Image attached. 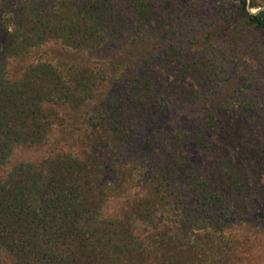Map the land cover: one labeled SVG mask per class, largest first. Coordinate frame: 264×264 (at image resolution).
Listing matches in <instances>:
<instances>
[{
  "label": "rangeland",
  "instance_id": "1",
  "mask_svg": "<svg viewBox=\"0 0 264 264\" xmlns=\"http://www.w3.org/2000/svg\"><path fill=\"white\" fill-rule=\"evenodd\" d=\"M262 9L264 0H0L9 77L48 61L64 86L29 105L39 142L18 144L0 177L24 160L81 162L95 179L88 215L133 240L108 264H264V27L249 22ZM33 23L105 25L113 38L74 49L50 34L15 53L14 30ZM213 106L253 109L246 123L232 115L231 136L206 120ZM0 264L19 262L0 247Z\"/></svg>",
  "mask_w": 264,
  "mask_h": 264
},
{
  "label": "trees",
  "instance_id": "2",
  "mask_svg": "<svg viewBox=\"0 0 264 264\" xmlns=\"http://www.w3.org/2000/svg\"><path fill=\"white\" fill-rule=\"evenodd\" d=\"M241 2L245 4V0ZM86 13L88 17L94 16ZM40 17L37 14V18ZM249 22L264 27V9L249 14ZM50 34L61 37L66 46L74 49H83L89 43L96 47L113 38V32L105 25L24 24L13 32L16 35L14 52L17 47H35ZM1 55L0 171L10 165L18 144L39 142L41 136L37 134L43 131V126L37 122L39 129L29 128L32 113H36L29 105L42 108L44 101L56 99L60 88L64 87L54 73L55 67L48 61L28 63L19 78L9 77L8 56ZM138 82L142 83V79ZM149 82L135 86L144 89ZM155 92L153 96L157 97L159 91ZM159 98L160 95L157 101ZM252 109L213 106L207 110L205 118L216 134L233 136L240 127L238 121L232 122V115L245 119L246 123ZM213 148L211 146V150ZM186 154L188 157V151ZM58 158L55 161L48 158L37 162L24 160L11 165L0 177V247L19 264H108L115 261L113 256L123 254L132 245L131 234L127 228L126 232L122 231V225L114 219H93L88 215L97 208L92 197L89 200L91 192H88L94 177L84 178L83 172L87 171L81 162Z\"/></svg>",
  "mask_w": 264,
  "mask_h": 264
}]
</instances>
